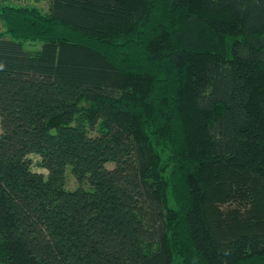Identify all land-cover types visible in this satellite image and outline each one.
Masks as SVG:
<instances>
[{
	"label": "trees",
	"instance_id": "trees-1",
	"mask_svg": "<svg viewBox=\"0 0 264 264\" xmlns=\"http://www.w3.org/2000/svg\"><path fill=\"white\" fill-rule=\"evenodd\" d=\"M0 18V264H264V0Z\"/></svg>",
	"mask_w": 264,
	"mask_h": 264
},
{
	"label": "rangeland",
	"instance_id": "rangeland-1",
	"mask_svg": "<svg viewBox=\"0 0 264 264\" xmlns=\"http://www.w3.org/2000/svg\"><path fill=\"white\" fill-rule=\"evenodd\" d=\"M6 3L9 4H13V5H26V6H35L40 8L42 11L46 12L48 10V0H5ZM0 3H4V0H0ZM6 30V25L4 23V21L0 18V33L1 32H5ZM42 43L40 41H26L25 42V46L27 49L29 50H36V49H40L41 48ZM0 133H1V125H0ZM112 165L111 163H109V166ZM36 169H38L39 171H43L44 173H46L47 171L43 170V169H39L36 167ZM68 174H70V168H68ZM68 187L73 189L77 186V182L75 180V178L72 175L68 176ZM227 204H224L223 207H221L222 209L226 208ZM219 220L222 218L223 216H221V213H219ZM241 220V219H240ZM220 226H222L221 224H218ZM228 225V224H227ZM220 237H222V239H224V234L220 235Z\"/></svg>",
	"mask_w": 264,
	"mask_h": 264
}]
</instances>
